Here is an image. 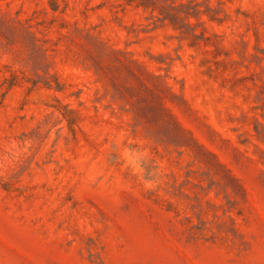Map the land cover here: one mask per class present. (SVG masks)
Returning <instances> with one entry per match:
<instances>
[{
    "label": "rangeland",
    "instance_id": "1",
    "mask_svg": "<svg viewBox=\"0 0 264 264\" xmlns=\"http://www.w3.org/2000/svg\"><path fill=\"white\" fill-rule=\"evenodd\" d=\"M0 264H264V0H0Z\"/></svg>",
    "mask_w": 264,
    "mask_h": 264
}]
</instances>
